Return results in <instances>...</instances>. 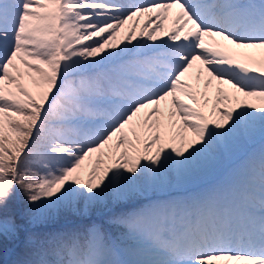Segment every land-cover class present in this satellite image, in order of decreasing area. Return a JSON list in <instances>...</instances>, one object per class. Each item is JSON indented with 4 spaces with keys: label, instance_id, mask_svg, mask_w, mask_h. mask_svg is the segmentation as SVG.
Instances as JSON below:
<instances>
[{
    "label": "snow or ice",
    "instance_id": "obj_1",
    "mask_svg": "<svg viewBox=\"0 0 264 264\" xmlns=\"http://www.w3.org/2000/svg\"><path fill=\"white\" fill-rule=\"evenodd\" d=\"M61 216L86 223L35 231ZM21 237L15 264H264V0H0V244Z\"/></svg>",
    "mask_w": 264,
    "mask_h": 264
},
{
    "label": "trees",
    "instance_id": "obj_2",
    "mask_svg": "<svg viewBox=\"0 0 264 264\" xmlns=\"http://www.w3.org/2000/svg\"><path fill=\"white\" fill-rule=\"evenodd\" d=\"M194 177H196L197 179H201V174L199 175L198 173H196L194 175ZM162 191H158V193H160ZM22 200H23V196L20 193H17L16 198L11 202L10 207L19 212L22 208H23V204H22ZM135 202V201H133ZM127 202L124 203V205L121 206L120 210L121 211H125L127 209H129L130 204H126ZM92 220L96 221V222H103L104 216L96 213L92 216L91 218ZM84 223H86L85 220H83L82 218H78V217H65V216H61L55 223V225L52 226H48L45 228H39V229H35V231L39 232V233H43V232H47V231H51L54 230L55 228H60V227H66L68 225H83ZM126 244H128V241L126 242ZM144 243L141 244V246H137V247H132V246H127L130 248H140L143 247L145 248V246H143ZM24 245H23V237H21L20 240H13L12 242H7V245L5 247L4 252H2L0 250V264H15V262L19 259H22L24 257ZM143 257H136V256H126L127 260H135V259H141Z\"/></svg>",
    "mask_w": 264,
    "mask_h": 264
},
{
    "label": "rangeland",
    "instance_id": "obj_3",
    "mask_svg": "<svg viewBox=\"0 0 264 264\" xmlns=\"http://www.w3.org/2000/svg\"><path fill=\"white\" fill-rule=\"evenodd\" d=\"M145 19H146V17L140 19V25H141V26H143V24H144V22H145ZM133 24H134V21H130L129 24L125 26V28H124V30L121 32L120 36L117 37V39H118V40H119V39H122L123 36L125 35V33L130 29V27H131ZM139 31H140V28H137V33H138V34H139ZM193 71L195 72V69H193ZM192 77H193V80H194V78H195V74H194ZM200 167H201V166H199V168H200ZM192 178H193V177H192ZM192 178H191L188 182H190V181L192 180ZM188 182H186V183H184V184H187ZM184 184H174V185H175L176 187H179L180 185L183 186ZM166 189H167V188H166ZM166 189L163 190V191H166ZM132 240H133V239H132ZM12 241H13V240H4L3 243L0 244V250H1L2 252H4L5 247H6V245H7V242L10 243V242H12ZM133 241H134V242H137V243H140V242L135 241V240H133ZM131 243H133V242H131Z\"/></svg>",
    "mask_w": 264,
    "mask_h": 264
}]
</instances>
